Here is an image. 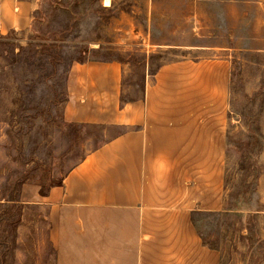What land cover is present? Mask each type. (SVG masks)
I'll return each mask as SVG.
<instances>
[{
  "label": "rangeland",
  "instance_id": "1",
  "mask_svg": "<svg viewBox=\"0 0 264 264\" xmlns=\"http://www.w3.org/2000/svg\"><path fill=\"white\" fill-rule=\"evenodd\" d=\"M228 69V211L192 223L218 264H264V0H38L29 31L0 36V264H52L46 194L121 127L63 117L75 62H116L121 102L172 61Z\"/></svg>",
  "mask_w": 264,
  "mask_h": 264
},
{
  "label": "crops",
  "instance_id": "2",
  "mask_svg": "<svg viewBox=\"0 0 264 264\" xmlns=\"http://www.w3.org/2000/svg\"><path fill=\"white\" fill-rule=\"evenodd\" d=\"M38 0H0V36L29 31ZM116 62H75L63 117L121 127L40 195L52 264H218L192 223L228 211V69L221 59L164 64L139 100L121 102Z\"/></svg>",
  "mask_w": 264,
  "mask_h": 264
}]
</instances>
